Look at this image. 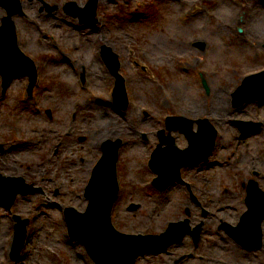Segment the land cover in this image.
Masks as SVG:
<instances>
[{"label":"rangeland","instance_id":"rangeland-1","mask_svg":"<svg viewBox=\"0 0 264 264\" xmlns=\"http://www.w3.org/2000/svg\"><path fill=\"white\" fill-rule=\"evenodd\" d=\"M22 1L25 16L14 17L19 45L35 61L39 79L32 96L28 75L13 79L4 94L0 74V144L6 147L0 172L23 177L44 193L18 195L11 211L0 206V264H96L83 245L71 241L64 210L86 209L89 169L100 158L101 145L117 138L125 143L119 167L123 196L113 212L118 230L162 232L170 222L188 217L189 206L192 225L205 223L198 245L187 238L138 264H174L189 253L193 258L183 264H264V247L247 251L219 229L224 221L236 225L247 211L244 185L254 172L260 173L254 179L264 189V102L233 105L243 80L264 71V0H97L95 24L65 11L70 2L86 8L89 0ZM6 15L0 7V26ZM108 48L119 56L127 79L131 102L126 110L114 101L116 78L102 57ZM17 67L26 71L22 62ZM84 68L88 83L83 87ZM101 106L114 113V121ZM168 116L205 119L219 130L220 163L186 169L185 175L202 189L207 217L180 184L163 192L151 185L149 152ZM238 120L263 125L242 138L232 124ZM69 126L74 133L65 137ZM175 138L179 146L188 145L184 135ZM55 173L64 185L55 182ZM131 203L141 208L130 211ZM14 214L31 221L17 262L11 260Z\"/></svg>","mask_w":264,"mask_h":264},{"label":"water","instance_id":"water-1","mask_svg":"<svg viewBox=\"0 0 264 264\" xmlns=\"http://www.w3.org/2000/svg\"><path fill=\"white\" fill-rule=\"evenodd\" d=\"M0 6L8 11V16L3 19L0 27V72L4 76V87L6 88L12 79L28 75L31 80L29 91L32 93L37 80V69L35 63L19 47L16 26L13 16L22 15L23 8L21 0H0ZM54 10L57 7H49ZM66 11L79 16L82 21L96 23L97 1L90 0L86 8H81L75 2L66 5ZM105 58L111 71L117 77V87L115 99L123 108L127 107V97L123 77L119 74L120 63L118 56L111 49H106ZM22 62L26 65V71H17V63ZM264 100V74L251 76L246 79L235 94L236 106L249 100ZM188 120L183 118L168 119L167 126L170 130L184 131L190 139V147L180 150L175 146V140L170 138L169 147L165 150H157L152 160V167L160 175L155 180V185L159 188H167L176 181L181 180L180 169L201 160L203 149L206 159L209 151L214 144L216 131L210 128L199 133H193L191 126L186 129L185 124L180 122ZM192 123V122H190ZM260 124H253L252 127L243 129L256 130ZM199 136L201 139L199 141ZM199 141V142H198ZM105 144V154L100 164L94 172L92 181L87 188L90 205L86 213H77L74 210L68 212V223L74 238L81 240L87 247L89 253L94 257L98 264H135L136 259L148 253L166 251L174 242L182 241L183 237L189 232V221L182 224H171L166 233L162 235H124L118 233L111 223V209L118 194V184L116 176V163L118 150L121 142ZM4 148L0 145V152ZM31 185L25 184L22 178H8L0 174V204L10 208L15 202L19 193H35L37 189H31ZM105 197L104 201H99ZM264 192L259 188L255 181L248 186L247 202L251 206V211L244 216V220L237 228L226 225V230L231 236L249 247L261 245L260 223L264 219ZM139 205H132L131 210H138ZM29 221L19 222L16 227L17 238L14 245L12 257L14 260L19 258L20 252L25 244L27 237L26 225ZM178 226H183L182 232L176 230ZM201 225L195 229L196 237L199 236ZM251 242L255 245H251ZM254 248V247H253Z\"/></svg>","mask_w":264,"mask_h":264},{"label":"bare ground","instance_id":"bare-ground-1","mask_svg":"<svg viewBox=\"0 0 264 264\" xmlns=\"http://www.w3.org/2000/svg\"><path fill=\"white\" fill-rule=\"evenodd\" d=\"M98 32H99V30L98 29H95V31H93V33L94 34H96L97 36H98ZM97 55V54H96ZM98 59V58H97ZM98 61H99V59H98ZM101 110L102 111H104V113L108 116L107 118H110L111 119V121H114L115 119L114 118H116V116L114 115V113L111 111V110H107V109H105L104 108V106H101ZM117 120V119H116ZM104 199H105V197H102L99 201H104ZM243 218V216L241 217V219ZM228 242V241H227ZM229 245V244H228ZM232 246V245H231ZM75 252H76V256L78 255V257H79V251H77V250H75Z\"/></svg>","mask_w":264,"mask_h":264},{"label":"flooded vegetation","instance_id":"flooded-vegetation-1","mask_svg":"<svg viewBox=\"0 0 264 264\" xmlns=\"http://www.w3.org/2000/svg\"><path fill=\"white\" fill-rule=\"evenodd\" d=\"M160 134H161V132L159 133V131H158V132H157V138H158V140H159V136H160ZM145 138H147V136H146ZM157 143H158V142H157ZM186 187H187V189H188V191H189V194H188V195H189L190 197H192V193L195 194L196 196H198V194L195 193L196 190H193V189H192V186L186 184Z\"/></svg>","mask_w":264,"mask_h":264}]
</instances>
